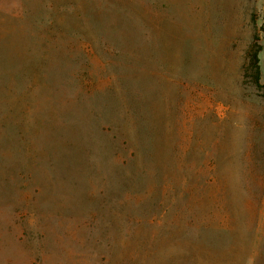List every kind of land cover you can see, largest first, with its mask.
Listing matches in <instances>:
<instances>
[{
    "label": "rangeland",
    "instance_id": "1",
    "mask_svg": "<svg viewBox=\"0 0 264 264\" xmlns=\"http://www.w3.org/2000/svg\"><path fill=\"white\" fill-rule=\"evenodd\" d=\"M0 264H264V0H0Z\"/></svg>",
    "mask_w": 264,
    "mask_h": 264
},
{
    "label": "trees",
    "instance_id": "2",
    "mask_svg": "<svg viewBox=\"0 0 264 264\" xmlns=\"http://www.w3.org/2000/svg\"><path fill=\"white\" fill-rule=\"evenodd\" d=\"M256 40L258 41V39H256ZM261 51H262L261 46H258V50H257V52L254 55V61H255L256 66H258V63H259L258 53L261 52ZM258 70H259V68H258ZM259 74H260V72L258 71V76H259ZM257 81H259V77H257Z\"/></svg>",
    "mask_w": 264,
    "mask_h": 264
}]
</instances>
